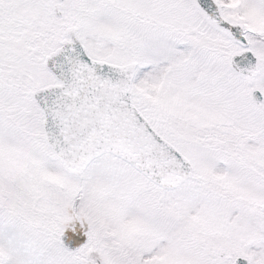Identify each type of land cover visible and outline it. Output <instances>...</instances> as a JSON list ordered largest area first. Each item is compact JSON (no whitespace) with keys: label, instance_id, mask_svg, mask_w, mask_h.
<instances>
[{"label":"snow or ice","instance_id":"1","mask_svg":"<svg viewBox=\"0 0 264 264\" xmlns=\"http://www.w3.org/2000/svg\"><path fill=\"white\" fill-rule=\"evenodd\" d=\"M0 264H264V0H0Z\"/></svg>","mask_w":264,"mask_h":264}]
</instances>
